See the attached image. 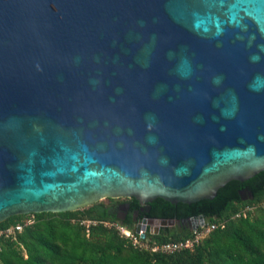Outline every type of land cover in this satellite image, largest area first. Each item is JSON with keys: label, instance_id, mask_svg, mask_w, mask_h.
Returning a JSON list of instances; mask_svg holds the SVG:
<instances>
[{"label": "water", "instance_id": "obj_1", "mask_svg": "<svg viewBox=\"0 0 264 264\" xmlns=\"http://www.w3.org/2000/svg\"><path fill=\"white\" fill-rule=\"evenodd\" d=\"M263 170L264 0H0V222Z\"/></svg>", "mask_w": 264, "mask_h": 264}, {"label": "trees", "instance_id": "obj_2", "mask_svg": "<svg viewBox=\"0 0 264 264\" xmlns=\"http://www.w3.org/2000/svg\"><path fill=\"white\" fill-rule=\"evenodd\" d=\"M249 205L254 211L243 214ZM108 206L96 202L76 211L11 216L0 222V229L17 224L23 228L10 236L0 234V264H264V170L228 182L213 199L172 203L158 197L147 202L142 217L183 219L203 214L207 224H218L193 249L168 254L134 246L106 225L119 220L109 215ZM30 218L33 222L28 223ZM121 222L132 229L136 223ZM193 234L190 227L164 226L147 237L167 242Z\"/></svg>", "mask_w": 264, "mask_h": 264}, {"label": "built area", "instance_id": "obj_3", "mask_svg": "<svg viewBox=\"0 0 264 264\" xmlns=\"http://www.w3.org/2000/svg\"><path fill=\"white\" fill-rule=\"evenodd\" d=\"M243 214L246 215V212H243ZM31 222H33V218L28 220V223ZM138 223H144V219L140 220ZM106 225L116 228L121 235L130 239L134 246L138 248L149 249L153 252L168 254L179 252L184 249H193L202 238L218 227L217 223H206L205 225H200L198 228L194 229V234L191 237L167 242H156L147 237V233L149 231L151 233H155L156 224L150 225L149 223H146V226L144 228L141 227L139 231L137 230V225L134 227V229H132L121 221H107ZM22 228L23 224H17L8 227L7 229H0V234H6L7 236H10L15 234L17 230H22Z\"/></svg>", "mask_w": 264, "mask_h": 264}, {"label": "flooded vegetation", "instance_id": "obj_4", "mask_svg": "<svg viewBox=\"0 0 264 264\" xmlns=\"http://www.w3.org/2000/svg\"><path fill=\"white\" fill-rule=\"evenodd\" d=\"M247 192L248 190L244 189L242 191V194L245 195ZM244 197L246 199L247 196ZM108 198L110 199V203L107 210L111 217H116L120 221H134V222H139L140 220L147 218L146 216L142 217L147 202L142 203L140 200H138L135 197H126V196L118 197V198H112V197H108ZM175 226H180V224H175L170 227H175ZM162 227L164 226H161V228Z\"/></svg>", "mask_w": 264, "mask_h": 264}, {"label": "rangeland", "instance_id": "obj_5", "mask_svg": "<svg viewBox=\"0 0 264 264\" xmlns=\"http://www.w3.org/2000/svg\"><path fill=\"white\" fill-rule=\"evenodd\" d=\"M98 202H102V203H105V204H108V205H109V203H110V199H109V198H104V199H102V200H100V201H98ZM254 208H255V207H252V206L249 205V206H247V207L244 208V212L247 213L248 210H253V211H254ZM118 221H119V220H118ZM86 222H87V223H90L91 221H86ZM137 223H138V222L135 223L134 227H136Z\"/></svg>", "mask_w": 264, "mask_h": 264}]
</instances>
